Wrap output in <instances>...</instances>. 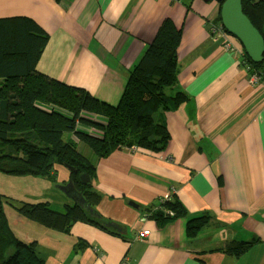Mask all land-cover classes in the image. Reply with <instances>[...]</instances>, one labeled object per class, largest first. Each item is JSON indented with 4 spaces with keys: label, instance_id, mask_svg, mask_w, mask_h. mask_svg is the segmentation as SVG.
<instances>
[{
    "label": "crops",
    "instance_id": "obj_1",
    "mask_svg": "<svg viewBox=\"0 0 264 264\" xmlns=\"http://www.w3.org/2000/svg\"><path fill=\"white\" fill-rule=\"evenodd\" d=\"M219 12L203 0L190 9L182 0H0V17L29 16L48 32L39 71L112 105L162 21L182 30L175 89L189 102L165 113L166 150L118 149L97 163L96 209L122 224L123 236L80 221L69 233L42 228L29 240L48 263L264 264V87L249 82L239 56L212 31ZM64 169L59 189L69 180ZM174 194L186 215L159 225L141 210ZM204 214L209 220L188 236V219ZM253 239L239 256L226 252L233 240Z\"/></svg>",
    "mask_w": 264,
    "mask_h": 264
},
{
    "label": "trees",
    "instance_id": "obj_2",
    "mask_svg": "<svg viewBox=\"0 0 264 264\" xmlns=\"http://www.w3.org/2000/svg\"><path fill=\"white\" fill-rule=\"evenodd\" d=\"M193 1L182 0L187 9ZM203 1H216L221 10L225 0ZM242 9L264 38V0H242ZM213 24L222 25L220 12ZM181 37V28L172 18H165L130 71L120 101L112 105L83 87L69 85L37 69L49 34L33 18L0 17V171L42 177L54 185L60 164L71 167L69 180L75 188V198H70L72 203H65L62 210L52 207L49 201L11 203L21 215L65 233L80 221L123 236L125 227L96 209L101 198L92 184L97 163L118 149L140 148L153 153L166 150L171 136L165 113L189 102L185 91L175 89ZM240 46L241 65L264 78V53L262 61L255 63ZM80 146L89 147L90 159ZM80 173L88 174L91 184L81 183ZM3 198L12 200L0 192V264H50L37 251L36 240H21L12 231L2 208ZM141 210L159 225L187 213L176 194ZM208 220L207 214L189 218L187 235H196ZM256 239L233 240L226 252L239 256ZM78 244L87 245L82 239Z\"/></svg>",
    "mask_w": 264,
    "mask_h": 264
},
{
    "label": "rangeland",
    "instance_id": "obj_3",
    "mask_svg": "<svg viewBox=\"0 0 264 264\" xmlns=\"http://www.w3.org/2000/svg\"><path fill=\"white\" fill-rule=\"evenodd\" d=\"M80 149L82 150L83 154L87 156L89 159L92 157L91 150L89 149L88 146L85 147L80 146ZM57 168H58L57 182H55L53 187L50 185V183H48V181H46V179L42 177L25 175V178H20L17 175L4 174L0 171V188H1L0 192L1 194H3V196L12 199L8 201L3 198L2 208L5 212L7 222L10 228L12 229L13 232H15V235L19 239L29 241V239L34 238V235L43 236L42 228H46V227L38 222L32 221L31 219H28L27 217L21 215L11 205V203L16 204L24 200L30 202H37L39 195L32 196V192H35L38 189H40L39 191L40 193L44 190V192L40 194L41 197L40 199L42 200L39 201H49L51 206L54 208L57 209L61 208L62 210V207L65 203H72L70 198L63 192L62 189L55 187L56 183L62 184L63 181L62 180L58 181V179L60 178V174H62L63 170H65L64 168L66 167L64 165L58 164ZM23 180H28L31 191L29 189L27 191L23 189L25 188ZM61 252H62L61 254L64 255L66 251L65 249H63ZM65 260H67V263H70L71 261V259L68 258V256L65 257ZM55 261H56L55 263H58L57 260Z\"/></svg>",
    "mask_w": 264,
    "mask_h": 264
},
{
    "label": "water",
    "instance_id": "obj_4",
    "mask_svg": "<svg viewBox=\"0 0 264 264\" xmlns=\"http://www.w3.org/2000/svg\"><path fill=\"white\" fill-rule=\"evenodd\" d=\"M220 17L222 26L238 39L247 56L255 63L261 62L264 53V38L243 13L242 0H225L221 5ZM79 181L87 185L91 184L92 179L88 174L80 173ZM61 189L69 198H75V188L71 180L61 186Z\"/></svg>",
    "mask_w": 264,
    "mask_h": 264
},
{
    "label": "built area",
    "instance_id": "obj_5",
    "mask_svg": "<svg viewBox=\"0 0 264 264\" xmlns=\"http://www.w3.org/2000/svg\"><path fill=\"white\" fill-rule=\"evenodd\" d=\"M212 31L216 34V37H222L224 39V46L228 50L233 51L237 56L242 57V50L240 44L235 40V37L229 34L222 25H214L211 27ZM245 70L248 73V80L251 84H260L264 87V78L257 75L256 73H250V69L248 66H244ZM149 234V230H144L137 235V239L141 240L145 236Z\"/></svg>",
    "mask_w": 264,
    "mask_h": 264
}]
</instances>
